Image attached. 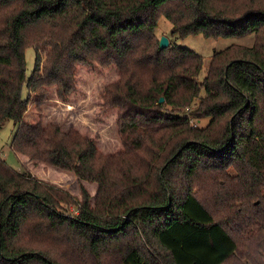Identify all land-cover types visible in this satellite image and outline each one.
Listing matches in <instances>:
<instances>
[{
    "label": "trees",
    "instance_id": "16d2710c",
    "mask_svg": "<svg viewBox=\"0 0 264 264\" xmlns=\"http://www.w3.org/2000/svg\"><path fill=\"white\" fill-rule=\"evenodd\" d=\"M161 16L181 38L254 39L215 52L198 79L201 56L159 49ZM28 26L62 41L46 40L44 63L33 44L29 75ZM79 64L117 71L100 98L117 109L120 151L24 118L31 94L66 99ZM8 120L15 154L81 186L76 201L0 158V264H123L135 251L140 264H264V0H0Z\"/></svg>",
    "mask_w": 264,
    "mask_h": 264
},
{
    "label": "rangeland",
    "instance_id": "374dc122",
    "mask_svg": "<svg viewBox=\"0 0 264 264\" xmlns=\"http://www.w3.org/2000/svg\"><path fill=\"white\" fill-rule=\"evenodd\" d=\"M28 48L25 50L27 62V75L34 65L35 51L33 44L37 43V50L41 63H44L50 46L45 43L50 40L54 45L62 41L46 30L34 26H28L24 30ZM155 36L168 39L169 43L189 49L202 58V67L198 79L206 74L211 58L215 52H220L232 45L249 46L254 37H220L210 38L201 34L177 37L171 34V24L164 18L159 17ZM117 79L115 68L100 67L98 65H77L75 69V88L66 99H60L54 94L39 106L36 105L34 94L30 95V102L25 113V120L36 123L39 120L52 122L60 126L64 131L73 127L79 133L92 139L102 154H110L122 150V144L116 128V108L105 105L100 98L103 88ZM27 94V91L24 93ZM205 120L201 122L204 125ZM16 126L8 120L0 127V158L15 171L30 175L42 182H46L67 190L76 201L80 197V182L76 176L64 170L54 168L47 163L31 161L24 156L15 154L11 149V141ZM89 194L94 198L96 187L94 184L83 182ZM76 212L75 208H71ZM123 264H140L138 254L135 251Z\"/></svg>",
    "mask_w": 264,
    "mask_h": 264
},
{
    "label": "water",
    "instance_id": "95a60500",
    "mask_svg": "<svg viewBox=\"0 0 264 264\" xmlns=\"http://www.w3.org/2000/svg\"><path fill=\"white\" fill-rule=\"evenodd\" d=\"M168 45H169V41H168L167 38H165V37H161V38L159 39V49H164V48L168 47ZM162 101H163V98L161 97V98L159 99V102H162Z\"/></svg>",
    "mask_w": 264,
    "mask_h": 264
}]
</instances>
